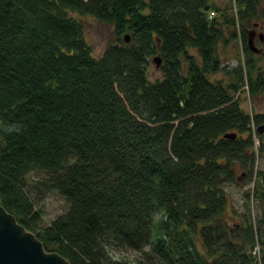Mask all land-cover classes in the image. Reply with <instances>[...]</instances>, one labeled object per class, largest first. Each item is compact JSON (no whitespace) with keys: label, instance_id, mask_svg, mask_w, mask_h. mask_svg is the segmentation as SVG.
I'll return each instance as SVG.
<instances>
[{"label":"trees","instance_id":"obj_1","mask_svg":"<svg viewBox=\"0 0 264 264\" xmlns=\"http://www.w3.org/2000/svg\"><path fill=\"white\" fill-rule=\"evenodd\" d=\"M233 3L0 0V203L47 251L72 264H130L110 258L115 244L146 264H264V171L250 154L264 114L241 107L246 92L264 93L246 42L264 10ZM85 15L114 28L101 57ZM239 30L247 60L227 71L220 47ZM156 53L163 78L153 82ZM237 163L249 167L259 214L234 228L224 186ZM53 192L68 209L42 226Z\"/></svg>","mask_w":264,"mask_h":264},{"label":"rangeland","instance_id":"obj_2","mask_svg":"<svg viewBox=\"0 0 264 264\" xmlns=\"http://www.w3.org/2000/svg\"><path fill=\"white\" fill-rule=\"evenodd\" d=\"M219 8L229 9L232 0H212ZM235 5V0H233ZM261 10H264V0H261ZM233 12L236 18L238 17V9L233 8ZM79 16V15H78ZM85 25L86 38L91 45L94 55L96 57H101L105 52L108 45L115 41V31L111 25L101 23L92 16L85 15L83 17H78ZM258 23L257 32H264V25L262 21H255ZM253 25L247 29V31L252 30ZM238 29H240L238 23ZM240 32V30H239ZM241 33V32H240ZM247 45H248V41ZM244 40L242 33L237 39L229 40L226 46L222 44L220 47L222 66L226 68L227 71H231L238 67L242 62L247 60V56L244 52ZM257 46L263 51L259 55H255L258 58V67L264 73V42H260L257 38ZM192 54L197 55V52L193 50ZM160 57L159 54H154L153 56L147 57L148 62V76L151 81L161 80L163 78V73L161 72V67H157V62L155 59ZM229 69V70H228ZM223 74H218L213 76V79H221ZM241 107L243 110L251 115L264 114V93L257 96H251L246 92L242 97ZM251 155H255V172L264 171V132L261 137L254 133V149L250 152ZM249 167L241 163L236 165V183H228L224 186L226 193L230 197V210L228 215L229 224L236 228L242 224V219L248 218V214L253 218V221L258 217L259 207L258 202L255 198H250L249 195L255 188L254 181H250L247 178V170ZM40 174H31L29 180L32 184L37 180L41 179ZM40 208L43 213V223L42 226L50 225L52 220L55 219L60 214H63L68 209V203L66 200L58 193L53 192L47 194L44 200L40 204ZM250 208V210H249ZM251 212V213H250ZM151 245L147 246L146 249L150 251ZM109 256L113 260H124L130 264H140L139 261L145 258L144 254H140L135 250L128 247L115 244L109 249ZM146 264L147 260L142 264Z\"/></svg>","mask_w":264,"mask_h":264},{"label":"water","instance_id":"obj_3","mask_svg":"<svg viewBox=\"0 0 264 264\" xmlns=\"http://www.w3.org/2000/svg\"><path fill=\"white\" fill-rule=\"evenodd\" d=\"M258 24L247 32L248 47L260 54L263 50L257 47V38L264 42V32H257ZM126 40L130 37L126 35ZM160 67L161 59H155ZM264 132V126L260 127ZM224 138L236 139V133H227ZM0 264H72L67 258L56 252L45 249L43 242L34 232L27 230L18 222L15 215L0 203Z\"/></svg>","mask_w":264,"mask_h":264},{"label":"built area","instance_id":"obj_4","mask_svg":"<svg viewBox=\"0 0 264 264\" xmlns=\"http://www.w3.org/2000/svg\"><path fill=\"white\" fill-rule=\"evenodd\" d=\"M214 16V12H211L210 13V17L212 18Z\"/></svg>","mask_w":264,"mask_h":264}]
</instances>
